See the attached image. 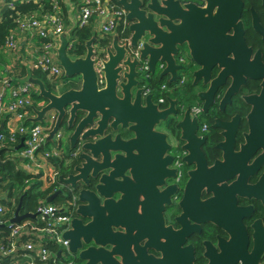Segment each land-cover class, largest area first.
<instances>
[{"label": "flooded vegetation", "instance_id": "1", "mask_svg": "<svg viewBox=\"0 0 264 264\" xmlns=\"http://www.w3.org/2000/svg\"><path fill=\"white\" fill-rule=\"evenodd\" d=\"M148 1L124 3L146 10ZM165 1L154 3L159 8ZM172 2L189 14L183 15L185 40L172 55L181 69L175 81L170 75L159 77L162 95L152 102L157 111L172 106L175 113L154 123L152 132L157 135L146 138L150 147L140 152L133 148L135 158L119 171V193L112 195L119 200L115 259L119 264H264V146L241 147L253 130L264 142V115L257 118L264 107V99L259 100L264 89V0ZM126 22L124 32L119 31V46L127 50L126 57L134 58L145 39L136 48L122 45L121 37L130 34L132 40L131 23L127 18ZM188 42L206 61L214 59L208 76L193 77L201 65L190 57ZM101 43L104 52L111 47L107 37ZM144 66L139 70L146 95L150 93L143 81L160 76L165 65L157 63L153 73H143ZM253 107L259 113L249 119ZM129 126L119 125V141L136 138ZM233 128L234 141L228 148L223 143ZM224 162V169L214 168ZM134 165L139 169L133 173ZM60 175L53 185L59 184L55 193L62 189ZM59 195L71 205L73 220L78 199L68 188ZM124 198L135 204L125 207Z\"/></svg>", "mask_w": 264, "mask_h": 264}, {"label": "water", "instance_id": "2", "mask_svg": "<svg viewBox=\"0 0 264 264\" xmlns=\"http://www.w3.org/2000/svg\"><path fill=\"white\" fill-rule=\"evenodd\" d=\"M154 1L147 2L146 10H139L125 4L124 0H118V4L127 11L126 18L131 23L129 31L132 33V47H138L139 42L145 39L138 50V58L126 57L127 50L125 52L119 46V36L112 34L111 47L105 51L106 59L97 72L94 68L93 45L99 40L93 35L86 42L87 53L75 58L69 53L72 31L66 28L58 42L59 64L64 77L69 80L79 79L81 87L58 94L56 89L49 90L40 79H28L29 83L38 87V95L45 102L41 109L31 107L36 117L29 121L33 124L43 123L48 113H55L57 120L47 142H51L60 130L63 132L61 142L63 139L67 142L68 154L63 160L59 178L62 189L50 196L48 202H53L57 195L64 194V190L68 188L80 203L76 209V217L71 222V229L63 235L69 241L67 253L63 255L59 251L51 264H119L115 259L119 258V232H113L114 228L119 229V200L112 198L114 193H119V171L122 173L130 165V159L135 158L130 153L133 148L140 152L141 148L150 147L146 138L157 135L152 132L154 123L174 111L172 106L167 110L157 111L152 95L144 94L139 69L144 63L147 73H153L155 65L163 63L165 68L159 77L170 75V81H175L176 71L181 66L174 64L172 55L177 52L176 45L185 40L182 39V28L185 25L183 15H189L179 10L176 2L170 4V0H167L163 3L164 7L158 8ZM188 49L193 61L201 65V69L193 72V77L197 80L200 75L208 76L214 59L207 58L206 61L205 56L196 54L190 42ZM99 75L102 77V84ZM252 99L254 98H247V101L251 102ZM260 99H264V89ZM256 109L257 107H253L249 119L259 113ZM261 115H264V107L257 118ZM119 125L121 128L131 125L128 131L135 133L136 138L119 141ZM3 128L4 124L0 131ZM233 133L234 128L223 146L232 147ZM260 139L256 138L253 130L241 147L248 149L264 146L263 139ZM23 146L24 138L16 150ZM119 151L125 153V156L119 155ZM224 157L226 162L227 155ZM225 162L218 163L214 168L224 169ZM135 166L133 173L139 169ZM135 201L124 198L122 203L126 207L129 203L134 205ZM20 208L21 204L13 223L35 217L30 214L19 216ZM86 220L89 221L87 224Z\"/></svg>", "mask_w": 264, "mask_h": 264}, {"label": "built area", "instance_id": "3", "mask_svg": "<svg viewBox=\"0 0 264 264\" xmlns=\"http://www.w3.org/2000/svg\"><path fill=\"white\" fill-rule=\"evenodd\" d=\"M8 6L14 8L16 0H10ZM34 1L39 0H24ZM7 0H0V10ZM81 7L77 18V26L82 28L87 26L93 20L92 33L99 40L94 46L95 61L94 68L99 72L101 63L106 59L104 48L101 47V40L105 36L110 35L119 30L121 26L122 32L127 27L126 11L119 7L118 0H80ZM56 13L44 14L42 18L36 16L22 17L17 20V28L12 30L6 39L5 48L10 52L18 49V36H31L37 40L35 50V60L33 69L42 70L53 78L55 87H59L61 82L57 79L64 76L63 69L60 67L57 49L59 47V38L66 29V21L57 11L58 7H54ZM47 41L41 43V40ZM120 42L125 47L131 49V35L121 37ZM73 43L70 41L69 53ZM138 53H135V57ZM147 67L144 66L142 71L145 73ZM100 80L102 77L99 75ZM182 82V80L180 81ZM12 82L7 76H0V127L4 124L3 130L6 128L8 136L0 134V144L8 137L12 142L16 141L17 135L24 138V146L21 148L19 157L22 160L21 168L29 174L39 176L42 182V188L47 190L52 188L59 177V170L52 161L53 159H61L63 149L61 145L62 132L59 131L51 142H47L49 133L54 128L57 115L53 112L48 113L43 123H36L28 126V120L32 115V106L42 105L35 102L32 95L39 94L38 87L27 82L18 87H12ZM5 89H10V97L6 99ZM148 92V91H147ZM21 143V141H20ZM52 146V149H50ZM6 209L0 206V214L4 215ZM71 205L62 204L60 206L52 203L42 202L37 208L33 219H24L19 223H13L11 236L8 245L5 246L4 241H0V255L3 257L10 256L20 250L31 253L40 260V264H51V260L56 258L59 251H67L69 241L63 238V235L71 229L72 217ZM13 215V219H14ZM12 219V220H13ZM4 221L0 220V226L4 225ZM32 235L38 240L25 241L19 244V238L24 235ZM46 240L53 241L60 250L53 252L47 248ZM25 257L30 258L26 264H38L35 258L26 254ZM2 260L0 259V264Z\"/></svg>", "mask_w": 264, "mask_h": 264}, {"label": "trees", "instance_id": "4", "mask_svg": "<svg viewBox=\"0 0 264 264\" xmlns=\"http://www.w3.org/2000/svg\"><path fill=\"white\" fill-rule=\"evenodd\" d=\"M10 0L3 4L0 10V52H5V43L7 37L10 35L12 30L17 28V20L22 17H32L36 16L42 18L44 14L56 13L54 7L57 4L58 12L62 15L64 20L67 22L69 18L68 3L65 0H39L34 1H24L16 0L14 2V8L8 6ZM74 7V13L80 12L81 3L80 0H68ZM93 20L85 27H76L71 32V42L73 43L70 49V54L75 57H82L86 54V42L89 40L93 33ZM119 26V31L121 30ZM46 39L41 40V43L46 42ZM6 72V70H5ZM26 72H22V76H25ZM33 75L41 79L45 86L49 90H53L55 83L53 78L46 72L42 70H35ZM0 76H9L3 74ZM10 78V76H9ZM11 82L12 79L10 78ZM67 80L64 76L57 79L58 82ZM146 86L147 91L152 95V98L161 97L160 86L163 84V80L159 78L158 75H151L148 80L143 81ZM12 87H18L20 84L12 82ZM32 99L35 102L44 101L43 98L39 97L38 93L32 95ZM32 112V111H31ZM0 134L8 136L6 128L0 131ZM22 137L17 135L16 141L12 142L6 137L5 141L0 144V206L5 207L6 213L0 214V220L4 221V225L0 226V241L5 242V246L8 245L9 237L11 236V229L13 226L12 219L13 215L16 216L18 206L21 204L19 211V216L35 213L37 208L42 202H47L48 198L55 193L53 189L59 186L57 183L54 187L44 190L42 188V182L39 180V176L34 174H29L21 168L22 160L19 157L20 150L16 148L21 144ZM10 155V156H8ZM57 169L61 173L63 160L53 159L52 160ZM67 199L63 195H57L56 198L51 202L53 205L60 206L65 204ZM50 203V202H49ZM33 219V218H28ZM38 240L37 237L32 235L24 234L19 238V244L30 241ZM47 248L53 252H58L60 248L51 240H46ZM31 255L35 258L36 263L40 264V260L31 253L24 252L20 250L10 256L3 257L0 255L2 260L1 264H26L30 258L25 257V255Z\"/></svg>", "mask_w": 264, "mask_h": 264}, {"label": "crops", "instance_id": "5", "mask_svg": "<svg viewBox=\"0 0 264 264\" xmlns=\"http://www.w3.org/2000/svg\"><path fill=\"white\" fill-rule=\"evenodd\" d=\"M65 2L68 3V12H69V18L66 22V28H70L72 31L77 27L76 22H77L79 12L74 13L73 5L69 3L68 0H65ZM115 33L119 36V30L112 34H115ZM110 35L105 36V38L107 37L109 41H111ZM37 44H38L37 40L33 39V37L24 36L23 34L19 35L18 36V49L15 52H10L6 49H5L6 50L5 52H0V75H3L4 73L9 75L10 78L12 79V82L15 81V83L20 84V85L27 83L30 77L37 78L33 75V72L36 70V69H33V62L35 60L34 54H35ZM23 71L26 72L25 76H22ZM60 82L61 83L58 88L57 87L53 88V90L56 89V92H58V94L62 93L65 90L71 89V88L79 89L81 87V81L79 79H75V80L67 79V80H63ZM4 93L6 95V99H9L10 89H5ZM43 102L44 101H42V103ZM44 105L45 104H43L42 106ZM35 107L38 109L42 108L39 105V103ZM35 117L36 115L34 111L32 110V115L30 116L29 120ZM29 120H28L27 125L31 126L33 123ZM62 149H63V144H62ZM65 154H66L65 150H63L62 160Z\"/></svg>", "mask_w": 264, "mask_h": 264}, {"label": "rangeland", "instance_id": "6", "mask_svg": "<svg viewBox=\"0 0 264 264\" xmlns=\"http://www.w3.org/2000/svg\"><path fill=\"white\" fill-rule=\"evenodd\" d=\"M188 70L189 69H187V68L184 70L186 76L188 75ZM64 138H66V137H64ZM61 143L63 144V150H65V152L67 153V142H66V140L63 139ZM50 149H52V146H50ZM64 251H66V250L64 249Z\"/></svg>", "mask_w": 264, "mask_h": 264}]
</instances>
